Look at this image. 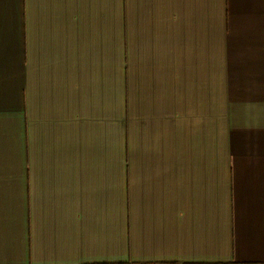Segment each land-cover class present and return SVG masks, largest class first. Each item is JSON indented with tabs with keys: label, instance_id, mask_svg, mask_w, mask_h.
Wrapping results in <instances>:
<instances>
[{
	"label": "crops",
	"instance_id": "crops-1",
	"mask_svg": "<svg viewBox=\"0 0 264 264\" xmlns=\"http://www.w3.org/2000/svg\"><path fill=\"white\" fill-rule=\"evenodd\" d=\"M264 264V0H0V264Z\"/></svg>",
	"mask_w": 264,
	"mask_h": 264
},
{
	"label": "trees",
	"instance_id": "trees-1",
	"mask_svg": "<svg viewBox=\"0 0 264 264\" xmlns=\"http://www.w3.org/2000/svg\"><path fill=\"white\" fill-rule=\"evenodd\" d=\"M119 264H121V263H119Z\"/></svg>",
	"mask_w": 264,
	"mask_h": 264
}]
</instances>
